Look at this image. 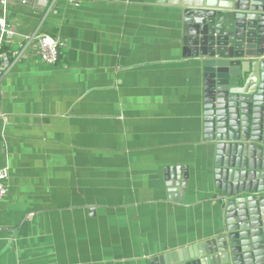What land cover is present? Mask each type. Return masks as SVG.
I'll return each instance as SVG.
<instances>
[{"label": "crops", "instance_id": "crops-1", "mask_svg": "<svg viewBox=\"0 0 264 264\" xmlns=\"http://www.w3.org/2000/svg\"><path fill=\"white\" fill-rule=\"evenodd\" d=\"M13 0L0 79V264H151L214 233L202 72L156 0ZM63 40L55 63L25 36ZM188 166L183 199L165 169Z\"/></svg>", "mask_w": 264, "mask_h": 264}, {"label": "water", "instance_id": "water-1", "mask_svg": "<svg viewBox=\"0 0 264 264\" xmlns=\"http://www.w3.org/2000/svg\"><path fill=\"white\" fill-rule=\"evenodd\" d=\"M178 12L182 54L202 72L201 127L218 219L213 234L151 264H264V0H156ZM188 166L168 167V199Z\"/></svg>", "mask_w": 264, "mask_h": 264}, {"label": "built area", "instance_id": "built-area-1", "mask_svg": "<svg viewBox=\"0 0 264 264\" xmlns=\"http://www.w3.org/2000/svg\"><path fill=\"white\" fill-rule=\"evenodd\" d=\"M13 0H0V79L6 73L9 63L2 62L5 59L3 53V46H11V38L16 33L13 26L7 20L9 13V6ZM21 4L32 3L35 5L46 6L50 0H18ZM55 0H52L53 3ZM34 45L39 53L41 60L45 63L52 64L58 60L59 50L64 46V42L59 37H53L46 33H35L31 36H25V43L19 42L16 48L10 50V55L13 62L22 59L26 49ZM12 47V46H11ZM9 167L7 165H0V201L7 196L9 190ZM1 229V224H0Z\"/></svg>", "mask_w": 264, "mask_h": 264}]
</instances>
